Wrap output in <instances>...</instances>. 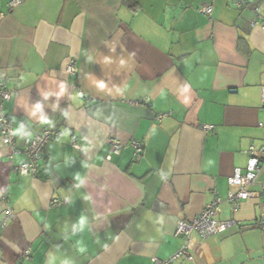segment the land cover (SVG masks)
<instances>
[{"label": "crops", "instance_id": "0c3cea01", "mask_svg": "<svg viewBox=\"0 0 264 264\" xmlns=\"http://www.w3.org/2000/svg\"><path fill=\"white\" fill-rule=\"evenodd\" d=\"M13 1L0 0L4 110L31 136L44 127L69 136L48 141L36 176L17 172L23 137L17 150L0 138V264H46L49 253L56 264L166 261L183 244L177 222L216 197L215 219L234 222L195 238L189 260L163 264H264L258 201L233 211L226 200L227 179L244 169L248 147L264 144V32L251 25L252 7L262 10L264 0H214L211 19L201 11L208 0ZM109 138L124 145L119 155ZM131 141L142 144L139 159ZM262 183L264 161L252 188ZM54 197L65 202L50 206ZM81 216L87 232L61 231ZM78 240L86 252H77Z\"/></svg>", "mask_w": 264, "mask_h": 264}, {"label": "built area", "instance_id": "2783aa9c", "mask_svg": "<svg viewBox=\"0 0 264 264\" xmlns=\"http://www.w3.org/2000/svg\"><path fill=\"white\" fill-rule=\"evenodd\" d=\"M213 1L208 0L201 11L205 13L209 19L213 12ZM19 1L11 2L12 5L17 4ZM237 7L241 6V2H236ZM256 18L251 22L254 26L256 23H260V26L264 32V6L262 10L259 6L254 5L252 7ZM1 15V14H0ZM66 72L68 74L76 73V66L74 61L66 65ZM261 105L264 108V84L261 86ZM10 98V94L7 90L6 84L0 81V138L2 142L17 150L16 136L10 135V130L13 128L10 116L5 112L3 102ZM258 125L263 129L264 123L259 122ZM203 131L213 129V125L204 124L200 126ZM59 134L58 129L44 127L31 137H23L22 146L19 148L24 154V160L17 166V172L20 174H31L36 176L39 172V159L42 155L43 149L49 140L56 137ZM108 142L111 147V151L119 155L122 151L123 144L117 139L109 138ZM72 145L75 146V141L72 139ZM130 145L134 149V156L139 159L142 156L143 148L142 144L137 141H131ZM248 159L244 169L236 168L233 173L228 177L229 191L226 195L227 202L230 203L233 211L239 208L240 202L247 199H256L260 207V214L255 223L256 228L264 231V183L260 184L257 189H253L252 185L256 183V178L260 172L262 162L264 161V144L259 148H255L253 145L249 146L246 150ZM65 200L59 197H54L50 201V206H58L64 203ZM221 199L219 197L214 198L211 202L207 203L203 209L195 216L187 220H179L176 224L174 235L183 239L181 248L168 260L162 261L157 257H151L149 264H163L171 262L177 258L190 259V247L192 241L196 238L198 240H204L212 235L220 233L226 230L234 221L232 220H216L215 216L219 211V205ZM7 214L11 215V211L7 210ZM30 255V249L27 247L22 251V256L28 258Z\"/></svg>", "mask_w": 264, "mask_h": 264}, {"label": "clouds", "instance_id": "9594fccd", "mask_svg": "<svg viewBox=\"0 0 264 264\" xmlns=\"http://www.w3.org/2000/svg\"><path fill=\"white\" fill-rule=\"evenodd\" d=\"M89 59H91V57H89ZM105 62H108V58H105ZM96 86L99 89H105L106 88V84L103 81H96ZM65 89H64V85L61 84L59 86V90L56 93L57 96H60L64 93ZM48 94L46 93L45 96H47ZM73 100L78 99V96H73L72 97ZM41 111V105L39 103L35 104V106L32 109V114L35 115L37 112ZM40 122L42 124H48L50 123L48 118L45 116H41L40 117ZM10 135L12 136H17V137H31V133L26 131L25 126L23 124H19L18 126H16L15 128H12L10 130ZM69 136V130L68 129H63L60 134L56 137L57 141L66 139ZM92 148V144L89 143L88 141H85L83 143V145L81 146V150L82 151H89ZM75 180L78 182L77 183V187H79L80 184L84 183V178L77 174L75 176ZM85 199H87V197H85ZM71 228V234L75 235L77 232H87V219L84 216H81L76 223L72 224V225H65L64 228L61 230L62 232H67L68 228ZM69 238L68 235L64 236V239L67 240ZM76 249L78 253H84L87 251V248L85 246V244L83 243V241H77L76 242ZM58 259V256L56 254L53 253H49L48 255V259L46 264H56ZM60 264H72V262L68 259H64L60 262Z\"/></svg>", "mask_w": 264, "mask_h": 264}, {"label": "trees", "instance_id": "16d2710c", "mask_svg": "<svg viewBox=\"0 0 264 264\" xmlns=\"http://www.w3.org/2000/svg\"><path fill=\"white\" fill-rule=\"evenodd\" d=\"M41 158V157H40ZM39 173V172H38Z\"/></svg>", "mask_w": 264, "mask_h": 264}]
</instances>
